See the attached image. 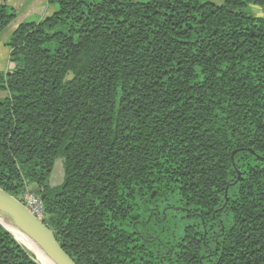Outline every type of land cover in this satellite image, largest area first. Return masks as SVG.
<instances>
[{
  "label": "trees",
  "instance_id": "16d2710c",
  "mask_svg": "<svg viewBox=\"0 0 264 264\" xmlns=\"http://www.w3.org/2000/svg\"><path fill=\"white\" fill-rule=\"evenodd\" d=\"M48 3L6 43L0 189L76 264H264V0ZM0 264H38L1 225Z\"/></svg>",
  "mask_w": 264,
  "mask_h": 264
},
{
  "label": "water",
  "instance_id": "95a60500",
  "mask_svg": "<svg viewBox=\"0 0 264 264\" xmlns=\"http://www.w3.org/2000/svg\"><path fill=\"white\" fill-rule=\"evenodd\" d=\"M3 215L9 217L10 223L35 243L54 264H76L42 220L35 217L21 201L0 189L1 220L4 219ZM0 225L7 231L3 223Z\"/></svg>",
  "mask_w": 264,
  "mask_h": 264
},
{
  "label": "crops",
  "instance_id": "0c3cea01",
  "mask_svg": "<svg viewBox=\"0 0 264 264\" xmlns=\"http://www.w3.org/2000/svg\"><path fill=\"white\" fill-rule=\"evenodd\" d=\"M0 4L12 7L16 15L0 34V67L3 64L2 69L6 71L8 65L5 68L4 61L9 57V49L6 43L12 32L23 22L39 21L50 16L56 11V8L54 5H50L48 0H0ZM3 34H6L5 37ZM4 71L0 70V72Z\"/></svg>",
  "mask_w": 264,
  "mask_h": 264
},
{
  "label": "rangeland",
  "instance_id": "374dc122",
  "mask_svg": "<svg viewBox=\"0 0 264 264\" xmlns=\"http://www.w3.org/2000/svg\"><path fill=\"white\" fill-rule=\"evenodd\" d=\"M211 2H213V3H215V4H220V3H222V1L223 0H210ZM55 8H56V6H54ZM248 8H249V10L251 11V13L254 15V16H256V17H260V16H262L264 13H263V11H262V9L260 8V7H258V6H255V5H252V4H250L249 6H248ZM54 13V12H53ZM52 13V14H53ZM51 15V14H50ZM4 36L3 37H5V35L6 34H3ZM2 65L3 64H1V67H0V70H3L4 71V69H2ZM8 65V66H7ZM4 66H5V68H6V66H7V69H8V67H9V63H8V59H6L5 61H4ZM5 72V71H4ZM6 95V93L5 92H0V98H3L4 96ZM63 181H64V167H63V159L62 158H57L56 160H55V163H54V166H53V169H52V172H51V174H50V177H49V179H48V183H49V185L51 186V187H56V186H59V185H61L62 183H63ZM33 188L35 189L36 188V186L35 185H33V184H31V185H29V187H28V191H30V190H33ZM32 192V191H31ZM4 219H6V217H4ZM4 219H0V223H3V225H4V227L6 228V229H9V230H7L9 233H10V231H12V227L14 226V225H12L11 223H10V221H8V218H7V220H4ZM11 234V233H10ZM13 237V236H12ZM14 238V237H13ZM25 249V248H24ZM26 250V249H25ZM28 252V251H27ZM29 253V252H28ZM34 258V257H33Z\"/></svg>",
  "mask_w": 264,
  "mask_h": 264
},
{
  "label": "bare ground",
  "instance_id": "6f19581e",
  "mask_svg": "<svg viewBox=\"0 0 264 264\" xmlns=\"http://www.w3.org/2000/svg\"><path fill=\"white\" fill-rule=\"evenodd\" d=\"M6 217L8 221L11 222L10 218L3 215V218ZM12 231H10L11 235L14 237V239L18 242L20 246L26 249L33 257L34 260L38 264H54L46 255L45 253L35 244L33 243L26 235L21 233L16 227H12ZM9 230V229H7Z\"/></svg>",
  "mask_w": 264,
  "mask_h": 264
},
{
  "label": "built area",
  "instance_id": "2783aa9c",
  "mask_svg": "<svg viewBox=\"0 0 264 264\" xmlns=\"http://www.w3.org/2000/svg\"><path fill=\"white\" fill-rule=\"evenodd\" d=\"M24 206L38 219L42 220V203L40 198L32 193L31 191H26L22 197Z\"/></svg>",
  "mask_w": 264,
  "mask_h": 264
}]
</instances>
